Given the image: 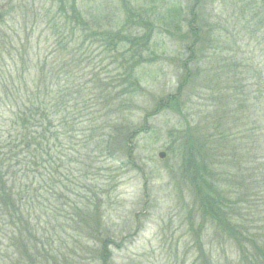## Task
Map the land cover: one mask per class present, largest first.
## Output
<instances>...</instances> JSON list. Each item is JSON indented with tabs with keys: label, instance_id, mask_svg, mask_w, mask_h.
Listing matches in <instances>:
<instances>
[{
	"label": "trees",
	"instance_id": "obj_1",
	"mask_svg": "<svg viewBox=\"0 0 264 264\" xmlns=\"http://www.w3.org/2000/svg\"><path fill=\"white\" fill-rule=\"evenodd\" d=\"M47 1L36 10L21 4L11 16L3 9L0 20V264L73 259L51 245H66L67 224L82 230L94 221L92 203L101 208L106 192L90 177L102 158L130 148L122 111L137 89L134 69L150 52L148 32L128 19L113 26L105 10L97 20L78 0ZM97 45L113 62L129 56L127 64L99 79L88 70ZM192 77L198 72L184 84ZM242 89H226L231 97L211 90L220 95H211L219 101L208 115L193 104L185 162L204 223L239 244L241 262L264 264V86L237 99Z\"/></svg>",
	"mask_w": 264,
	"mask_h": 264
},
{
	"label": "rangeland",
	"instance_id": "obj_2",
	"mask_svg": "<svg viewBox=\"0 0 264 264\" xmlns=\"http://www.w3.org/2000/svg\"><path fill=\"white\" fill-rule=\"evenodd\" d=\"M38 1L0 0V13L11 16L26 2L36 10ZM78 5L92 8L97 20L105 10L113 26L129 20L143 27L151 54L134 69L137 89L122 111L133 131L130 148L121 157L102 158L90 177L106 192L101 208L92 203L88 217L94 221L82 230L67 224L66 245L50 250L71 254L69 264H245L239 244L200 216L184 139L192 134L193 104L208 115L219 101H211L218 94L211 90L224 96L237 82L244 88L237 92L241 99L243 90L263 88L264 0H78ZM96 49L88 70L100 73L99 79L114 75L117 64L129 59L120 55L113 62L112 53ZM196 71L199 78L184 84ZM229 93L226 97L234 95ZM105 240L114 244L101 245Z\"/></svg>",
	"mask_w": 264,
	"mask_h": 264
},
{
	"label": "water",
	"instance_id": "obj_3",
	"mask_svg": "<svg viewBox=\"0 0 264 264\" xmlns=\"http://www.w3.org/2000/svg\"><path fill=\"white\" fill-rule=\"evenodd\" d=\"M0 18H1V15H0ZM161 157H163V155H161Z\"/></svg>",
	"mask_w": 264,
	"mask_h": 264
}]
</instances>
